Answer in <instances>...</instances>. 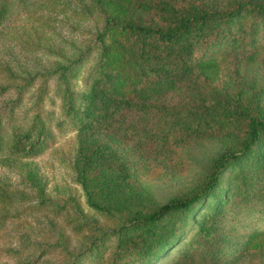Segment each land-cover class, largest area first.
Segmentation results:
<instances>
[{
  "label": "rangeland",
  "instance_id": "374dc122",
  "mask_svg": "<svg viewBox=\"0 0 264 264\" xmlns=\"http://www.w3.org/2000/svg\"><path fill=\"white\" fill-rule=\"evenodd\" d=\"M11 1L0 23V124L37 119L52 135L48 146L26 160L0 149V264H113L111 230L125 212L148 211L189 192L222 147L237 139L233 125L189 133L185 124L222 112L232 98L264 108L262 21L242 8L231 27L257 26L252 35L218 34L214 64L122 101L123 116L115 115L110 136H80L63 113L60 93L65 90L81 108V96L97 74L95 36L109 8L95 0ZM203 1L226 9L246 0ZM135 5L129 6L130 16L147 22L150 13ZM81 54L62 81L54 70ZM165 128L167 136L151 135ZM259 143L220 175L217 212L213 199L197 221H176L182 239L150 264H264V245L245 243L249 231L264 232V138ZM80 166L84 183L77 176ZM89 200H121L124 212L96 209ZM198 221L212 231L199 233Z\"/></svg>",
  "mask_w": 264,
  "mask_h": 264
},
{
  "label": "trees",
  "instance_id": "16d2710c",
  "mask_svg": "<svg viewBox=\"0 0 264 264\" xmlns=\"http://www.w3.org/2000/svg\"><path fill=\"white\" fill-rule=\"evenodd\" d=\"M95 1L109 8L104 10L101 30L95 36L97 56L94 66L97 74L81 96L80 109L69 93L59 89L63 113L78 125L76 129L80 136H87L88 131L89 136H110L115 115L123 116L119 112L122 101H135L174 85L190 71L214 64L213 52L219 41L218 34L226 37L242 31L244 36L252 35L257 26L243 28L242 23H238L236 28L231 27L236 24L234 18L241 15L242 8L260 19L264 27V1L259 0L242 1L226 9L203 0ZM132 1H136L135 7L150 13L147 22L130 16ZM12 3L11 0H0V23ZM82 56L71 60L60 70H54L62 81ZM3 88L0 85V89ZM131 90L135 93L129 96ZM125 94L127 98H124ZM10 120L6 126L0 124V149L4 148L8 156L26 160L49 145L52 134L43 121L32 119L25 125ZM231 125L238 127L237 139L229 140L222 147L204 179L189 192L172 196L148 211L125 212L126 217L111 230L116 235L110 255L113 264H150L182 239V231L177 230L176 221H197L205 205L213 199V210L217 212L222 204L220 192L216 191L218 179L228 166L251 153L264 138V108L258 103L247 104L239 98H232L223 104L222 112L184 126L191 133L198 127L221 129ZM168 133L169 128H165L153 130L151 135L167 136ZM78 170L79 181L84 183L85 179L86 182L85 167L80 166ZM120 201L101 203L89 200L88 203L99 210L112 209L122 213L124 209L119 208ZM197 228L203 235L212 231L201 221H198ZM245 243L249 247L263 246L264 232L249 231Z\"/></svg>",
  "mask_w": 264,
  "mask_h": 264
}]
</instances>
